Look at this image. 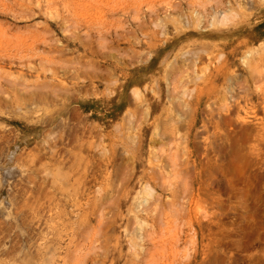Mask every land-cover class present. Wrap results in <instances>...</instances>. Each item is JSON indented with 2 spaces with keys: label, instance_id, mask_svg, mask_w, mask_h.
Listing matches in <instances>:
<instances>
[{
  "label": "rangeland",
  "instance_id": "1",
  "mask_svg": "<svg viewBox=\"0 0 264 264\" xmlns=\"http://www.w3.org/2000/svg\"><path fill=\"white\" fill-rule=\"evenodd\" d=\"M0 264H264V0H0Z\"/></svg>",
  "mask_w": 264,
  "mask_h": 264
}]
</instances>
